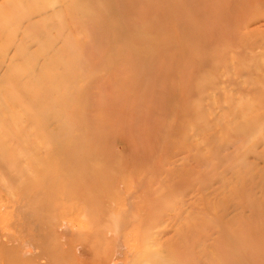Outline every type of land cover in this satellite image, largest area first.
I'll use <instances>...</instances> for the list:
<instances>
[{"label":"rangeland","instance_id":"374dc122","mask_svg":"<svg viewBox=\"0 0 264 264\" xmlns=\"http://www.w3.org/2000/svg\"><path fill=\"white\" fill-rule=\"evenodd\" d=\"M157 1L0 0V201L23 183L1 171L32 215L43 182L46 218L117 264H193L198 237L264 221V0Z\"/></svg>","mask_w":264,"mask_h":264},{"label":"bare ground","instance_id":"6f19581e","mask_svg":"<svg viewBox=\"0 0 264 264\" xmlns=\"http://www.w3.org/2000/svg\"><path fill=\"white\" fill-rule=\"evenodd\" d=\"M158 1H160V0H158ZM207 1L205 3L207 5L205 8H209ZM217 1L218 0H216L215 3L216 4L217 3L220 4V2L219 1L217 2ZM253 1L255 2V0H253ZM163 2H164V0H163ZM165 2H166V0H165ZM184 2H182V4ZM226 2H228V0ZM236 2H237V0H236ZM210 3L212 4V2H210ZM261 3H264V2H261ZM261 3H260V5H261ZM232 4H233V1H232ZM236 4H238V3H236ZM227 5H229V4H227ZM184 6H186V3H185ZM188 6H189V4H188ZM212 6H210V7H212V9H215L217 7V6L214 7V5H212ZM219 6H221V5H219ZM244 6L246 7V5H244ZM248 6H250V5L248 4ZM227 7H226V9H227ZM245 7H243V8L245 9ZM261 7H262V5H261ZM222 8H224V6ZM249 8H246V9H249ZM159 9H160V7H159ZM174 9H175V7H174ZM176 9L177 10L179 9L178 6H177ZM239 9H242V8L239 7ZM160 10H162V9H160ZM188 10H190V8ZM188 10H186L185 12L183 11V13H181V14H185L186 13V15L188 16V14H187V11ZM178 11H180V10H178ZM226 11H228V10H226ZM215 12H216V10H215ZM241 12H242V10H241ZM228 13L230 14L231 12H228ZM202 14H204V12ZM205 14H206V11H205ZM217 14L215 15L216 17H217ZM191 15H192V13H190L188 17H190ZM225 15H227V14H225ZM225 15H224V17H225ZM237 15H240V14H238V12H237ZM237 15H236V17H238ZM178 16H181L180 15V12H179V15ZM187 16H185V15L183 16L182 15L183 20H184V17L186 18V20H185L186 22L191 20V18L188 20ZM206 16H209V15H206ZM218 16L220 17L219 14H218ZM240 16H239V18H241V19L243 18V20H244V16H242V15H240ZM211 17H213V15ZM248 17H249V15H248ZM222 18H223V16H221V21L223 22L224 18L223 19ZM231 18L234 19L235 17L233 16ZM259 19H261V18H259ZM183 20H181V21L183 22ZM192 20H193L192 22H194V19L193 18H192ZM228 20H231V19L228 18ZM175 21H177L176 18H175ZM201 21H203V20H201ZM219 21H218L217 25L220 24V23H222V22H219ZM236 21L237 20H235V22ZM249 21H251V20H249ZM204 22H202L203 23V26L204 25L206 26V24H204ZM208 22L209 21L207 20V23ZM246 22H248V21H246ZM258 22H259V20H258ZM260 22L263 23V21H260ZM185 24L183 23L182 25H185ZM188 24H189V26H187ZM188 24L186 26L190 28L191 21H190V23L188 22ZM199 24H197V25H199ZM182 25L180 24V27ZM192 25H193V23H192ZM244 25H245V20H244ZM223 26H225L224 23H223ZM182 27H181V29L180 28L179 29L182 30ZM191 28H192V26H191ZM205 28H209V27L206 26ZM205 28H203V29L205 30L204 32L206 33V31L208 29L206 30ZM240 28H241V26H240ZM248 28H250V27H248ZM186 29L187 28H185V30ZM212 29H214V28H212ZM190 30L189 31L186 30V31L190 32ZM250 31L253 32V29L250 30ZM261 31H264V30H261ZM193 33L194 32H192V34ZM232 33H234V32H232ZM200 34H202V32H200ZM217 34L218 33H216V38L218 36ZM219 34H222V33H219ZM223 34H225V33H223ZM230 34L231 33H229V36H230ZM253 34H255V33H253ZM260 34H261V32L258 35H260ZM182 35H183V32H182ZM195 35H191V36H193L192 39H194V38L197 37V35H196V37H195ZM208 35L209 34L203 35V36L209 37ZM183 36L186 37L187 36V32ZM191 36H187L189 39L187 37H186V39L190 41L191 40V38H190ZM219 36L221 37V35H219ZM227 36H228V33H227ZM179 37H181V36H179ZM199 37H201V36L199 35ZM232 37L235 38L234 35ZM227 38H230V37H225V40H227ZM181 39H183V38H181ZM203 40H205V39L203 38ZM209 40H211V39H209ZM29 108H30V112H31V111H33L32 108H34V106L32 108L31 107H29ZM35 109H34L35 114H37ZM40 111L42 112V109H40ZM31 113H33V112H31ZM26 117L28 118V115ZM36 117L38 118V116H36ZM31 118L32 117L30 116V119ZM32 119H34V118H32ZM37 121H38V119H37ZM31 122H32V120H31ZM37 125H39V124H37ZM41 127H40V129H41ZM27 142H28V140H25L24 141V146L27 147V149H28V147H30V145H32V144H30L28 146V144H26ZM28 143H30V142H28ZM26 162H27V164H30L31 163L30 160H29V158L28 159L26 158ZM1 172L5 173L3 175V177L6 178V181H11L13 179L19 178V179H22L23 180V183L22 182H19L18 183L19 191L21 193V197L18 198L16 205L12 209H9V205L7 206L6 203H3L2 201H0V264H80L81 261H79L78 258H80L83 254L85 256L87 254H89L90 257L88 256V258L89 259L91 258V259L88 260V261L95 260L94 262L84 261L83 264H98L96 260H99V262L101 264H117L116 261L114 259H112V258L111 259L108 258V260H106V256L109 254L108 252L107 253L105 252L107 254L105 256L102 254L104 252L101 253L102 256L100 254H98L101 257H97L96 254H95V252L94 253L91 252V249H92L91 241L89 242L87 240V239H90L89 232H84V236H85V238H87L85 240H87L88 242L84 241V243H82V245H84V247H86L87 249H84L83 246L82 247L79 246V243L77 242V240L79 238L76 237V236H77V234H80L81 232L78 233L79 230L77 231V227L74 226V223L73 222L72 223L69 222V221L67 222L63 218L62 214L65 212V209L64 208L58 210L57 216H53V215L51 216L50 215L51 216V219H50L49 218V215H48V217L46 218V215L47 214L45 215V213H46V210H47V207L48 206L46 207V205H45V203H47V201L45 200L46 202L44 203V200L42 199V196H43V193H44V191H43L44 183L43 182L42 183H39L38 186H37V189H36V192H35V197L38 198V200H37V203H35L34 215H32L31 212H30V210L27 209L26 208V205H25V204H28L26 202H29L30 201V199L28 197V194H27V192L29 190V183L28 182H30L29 176H24V175H21L20 173H15V175L14 174H10V173H8L9 171H1ZM23 176H24V178H23ZM39 176H40V174H39ZM39 176H38V178H39ZM0 181H1V179H0ZM3 188L7 189L8 192H11V193L13 192V187H12L11 183H7V185L6 184H3L2 185L1 182H0V194H1V191L2 190H5ZM33 197H34V195H33ZM67 198H69V197H67ZM130 198H128L129 199L128 202H130V200H131ZM0 200H1V197H0ZM32 201H34V200L32 199ZM49 201L51 202V200H49ZM50 202L47 203V204L49 205V204L52 203V202L51 203ZM31 203L33 204V202H31ZM58 203H59V201H58ZM57 205L58 204L56 203L55 206H57ZM49 206H50V208H51V206L53 207L51 209H54V207H55L53 205H49ZM57 207H55V208H57ZM129 207H131V205H129ZM51 211H49V212H51ZM66 213L67 212H65V214ZM49 214H52V212L49 213ZM252 225H257V226L260 225V227H264V221L261 224H258V223H253L252 224V223H248L246 221H241L239 223V225H236L234 227L232 233L229 232V233H224L222 235L207 234V235H203L201 237H198V241H200V243L202 244L201 245V248H203V249L201 250L200 256L194 258L192 260V263L193 264H264V244L261 245V242H264V234H263L264 233V230H259L255 226H253V228L250 229V227ZM45 229H48L49 232H46L47 230H45ZM47 233H49V234H47ZM254 234H256V235H254ZM159 235H157V237ZM177 238H178V236H177ZM82 239L83 238H80V240H78V241H80V243H81V240ZM220 240L223 241V245H224L223 247H224L225 250L226 249L227 250H232V252H231V254H230L229 257H226V256L223 255V250L224 249L222 250V252L221 251H218L219 249L217 247L218 246V243L217 242L220 241ZM172 241H174L173 236H171L169 238H165V236L160 235L159 238H157V240H156V244H158V246L160 247V248H158L159 250H161V246L164 245L165 249L167 247V249L169 251V250H171L170 247H172L171 246ZM89 246H91V248H89ZM79 247H80V250H79ZM62 252H64V253L67 252V254H65V255L62 254L63 255L62 256L61 255ZM155 253H156L155 264H174V259H173V255H172V252L171 251H169V253H168V254H170L169 257L166 256L163 251H155ZM84 255H83L82 258H85L84 260H86V257ZM93 256L94 257L96 256V257L94 258Z\"/></svg>","mask_w":264,"mask_h":264}]
</instances>
